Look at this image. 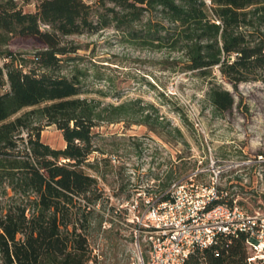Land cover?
<instances>
[{
  "label": "rangeland",
  "instance_id": "1",
  "mask_svg": "<svg viewBox=\"0 0 264 264\" xmlns=\"http://www.w3.org/2000/svg\"><path fill=\"white\" fill-rule=\"evenodd\" d=\"M38 1L16 0L25 11H35ZM148 17L146 12L135 24L141 33ZM61 44L72 51L63 55L60 71L80 76L87 90L83 96L103 105L153 103L162 124L151 128L124 119L96 128L102 135L97 143L106 152L92 156L101 160L96 199L69 191L26 154L21 141L15 150L19 155H0V264H85L95 249L106 264H128L136 253L133 225L123 223L138 212L132 200L147 195L155 199L171 185L216 181L221 200H236L249 213H264L261 81L234 86L218 67L200 75L187 68L181 52L149 46L146 37L132 38L128 29L114 25L62 36ZM43 47L35 38L14 36L0 47V57L6 49L34 52ZM213 86L232 92V108H215L209 96ZM22 135L27 138L26 130ZM41 141L54 148L67 144L55 124H44Z\"/></svg>",
  "mask_w": 264,
  "mask_h": 264
},
{
  "label": "trees",
  "instance_id": "2",
  "mask_svg": "<svg viewBox=\"0 0 264 264\" xmlns=\"http://www.w3.org/2000/svg\"><path fill=\"white\" fill-rule=\"evenodd\" d=\"M146 12L148 26L141 33L135 24ZM111 25L128 29L132 38L146 37L149 46L181 52L187 68L200 75L218 67L234 86L249 81L264 84V0H39L35 11L23 10L16 0H0V47L14 36L44 44L34 52L4 51L0 155H19L15 150L21 141L26 154L55 174L69 191L89 199L98 198L97 175L101 174V160L92 156L106 153L97 143L102 135L96 128L124 119L151 128L162 124L153 103L129 100L103 105L101 100L83 96L87 90L79 75L61 73L63 55L72 51L61 44L62 36ZM30 63L34 67L28 68ZM209 96L219 112L235 103L232 92L218 86L211 88ZM44 124H55L63 131L64 148L41 141ZM167 176L171 182L173 171ZM245 240V235L231 240L220 236L216 245L195 255L189 264L201 260L246 264Z\"/></svg>",
  "mask_w": 264,
  "mask_h": 264
},
{
  "label": "built area",
  "instance_id": "3",
  "mask_svg": "<svg viewBox=\"0 0 264 264\" xmlns=\"http://www.w3.org/2000/svg\"><path fill=\"white\" fill-rule=\"evenodd\" d=\"M6 60L0 57L1 67ZM222 192L213 181L171 185L155 199L148 195L133 199L138 212L123 223L133 225L136 253L128 264H189L195 255L216 245L220 236L231 240L240 235L246 236V264H264V213H249L236 200L223 201ZM85 264H106L101 250L95 249Z\"/></svg>",
  "mask_w": 264,
  "mask_h": 264
}]
</instances>
